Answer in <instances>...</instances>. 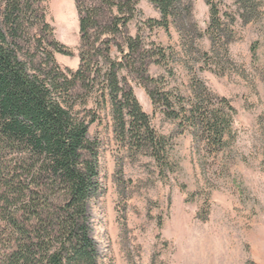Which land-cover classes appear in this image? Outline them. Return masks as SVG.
I'll use <instances>...</instances> for the list:
<instances>
[{"label": "trees", "instance_id": "16d2710c", "mask_svg": "<svg viewBox=\"0 0 264 264\" xmlns=\"http://www.w3.org/2000/svg\"><path fill=\"white\" fill-rule=\"evenodd\" d=\"M75 1L76 70L56 62L55 52L74 53L54 36L46 0L0 1V264H102L89 214L101 190L99 142L89 137L99 110L110 107L115 138L131 157L146 153L161 173L170 169L172 136L157 132L121 71L148 86L155 109L176 123L179 134L190 132L199 151L216 157L233 133L231 101L215 95L196 75L183 93L149 74V65L156 63L174 75L168 67L174 52L147 42L154 27L175 25L185 52L201 53L196 40L203 33L192 0H149L160 18H144L135 35L127 27L142 14L140 0ZM204 1L211 50L201 54L224 71L232 39L224 19L233 24L236 18L222 10L221 0ZM236 4L244 22L259 14L256 0ZM91 99L95 109H87Z\"/></svg>", "mask_w": 264, "mask_h": 264}, {"label": "rangeland", "instance_id": "374dc122", "mask_svg": "<svg viewBox=\"0 0 264 264\" xmlns=\"http://www.w3.org/2000/svg\"><path fill=\"white\" fill-rule=\"evenodd\" d=\"M55 1L44 3L54 36L77 39L65 44L74 55L55 52L54 57L62 68L76 70L80 32L65 31L66 11H57ZM192 1L194 20L203 33L196 46L210 53L205 33L209 6L204 0ZM221 1L222 10L236 18L233 24L224 19L232 30L224 71L209 65L201 53L187 54L173 24L168 30L154 27L147 42L174 52L168 66L174 75L165 66L149 65V74L164 79L168 88L187 93L196 75L215 95L231 101L236 114L228 148L216 157L199 151L193 135L179 134L176 123L153 106L148 86L127 70L120 77L126 78L154 128L172 136L170 169L161 173L149 154L133 158L121 147L109 106L99 110L100 119L90 125L89 137L99 142L101 190L89 214L102 264H264V0H256L259 14L249 22L239 17L236 0ZM138 8L141 16L127 27L131 35L144 18H160L149 0H140ZM108 16L107 12L104 19ZM95 107L91 99L87 109ZM77 109L84 114L83 106Z\"/></svg>", "mask_w": 264, "mask_h": 264}, {"label": "crops", "instance_id": "0c3cea01", "mask_svg": "<svg viewBox=\"0 0 264 264\" xmlns=\"http://www.w3.org/2000/svg\"><path fill=\"white\" fill-rule=\"evenodd\" d=\"M54 6L55 9L57 11H59V9L61 10H65L66 11V30L68 33L70 34H77L79 35L80 32V26H79V13L77 10V5H76V1L75 0H56L54 2ZM68 34H66L65 36H67ZM69 36V35H68ZM66 38V37H65ZM76 37L75 39H62L59 40L62 43L66 44V45H70V44H74V42H76Z\"/></svg>", "mask_w": 264, "mask_h": 264}]
</instances>
